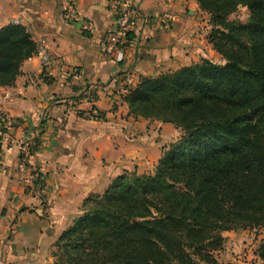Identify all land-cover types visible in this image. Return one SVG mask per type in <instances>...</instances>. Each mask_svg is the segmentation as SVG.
<instances>
[{
    "label": "crops",
    "instance_id": "crops-1",
    "mask_svg": "<svg viewBox=\"0 0 264 264\" xmlns=\"http://www.w3.org/2000/svg\"><path fill=\"white\" fill-rule=\"evenodd\" d=\"M68 1L0 0V28L21 25L37 45L14 85L0 87L7 121L0 131V264H53L52 245L85 198L125 172L153 170L178 129L130 116L129 88L141 77L221 60L208 42L209 16L195 0H127L135 15L122 62L102 50L119 14L111 0H76L75 23L64 18ZM93 109L101 118L89 117ZM35 139L23 157L20 146Z\"/></svg>",
    "mask_w": 264,
    "mask_h": 264
},
{
    "label": "trees",
    "instance_id": "trees-1",
    "mask_svg": "<svg viewBox=\"0 0 264 264\" xmlns=\"http://www.w3.org/2000/svg\"><path fill=\"white\" fill-rule=\"evenodd\" d=\"M195 1L223 63L141 77L127 90L130 116L182 137L153 172H125L86 198L52 245L53 264H218L222 233L264 227V0ZM239 8L244 23L229 19ZM36 52L23 26L0 28V87ZM254 255L264 264V238Z\"/></svg>",
    "mask_w": 264,
    "mask_h": 264
},
{
    "label": "built area",
    "instance_id": "built-area-1",
    "mask_svg": "<svg viewBox=\"0 0 264 264\" xmlns=\"http://www.w3.org/2000/svg\"><path fill=\"white\" fill-rule=\"evenodd\" d=\"M112 5L119 12L117 18L115 19L112 29L102 47V50L105 54L111 55L115 54V60L122 62L124 59L125 49L128 44V33L131 29L133 18L135 15L134 6L127 0H111ZM64 18L70 23H75L79 20L76 0H69L64 9ZM152 18L161 26H168V20L161 15H153ZM17 22V20H14ZM41 63L46 65L49 62L48 55L40 51ZM95 111H92V114H95ZM7 121L0 114V131L5 128ZM32 143L26 142L20 146V153L23 157H30L32 155Z\"/></svg>",
    "mask_w": 264,
    "mask_h": 264
},
{
    "label": "rangeland",
    "instance_id": "rangeland-1",
    "mask_svg": "<svg viewBox=\"0 0 264 264\" xmlns=\"http://www.w3.org/2000/svg\"><path fill=\"white\" fill-rule=\"evenodd\" d=\"M229 19L231 21H240L244 23L248 19V12L244 8H239L236 13L232 14L229 17ZM210 31H211V24H210ZM214 63L222 64L223 61L221 59L219 62L215 61ZM174 134H175V137L173 136L172 138L173 142H170L167 146L163 147L162 149L168 148L170 144L176 143L182 137V132L180 131V129H178L177 132H175ZM153 170L151 172H153ZM151 172H148V173H151ZM148 173H144V174H148ZM138 175H141V174H138ZM102 193L101 194H91L88 197L99 196V195H102ZM221 236L223 238L222 249L219 252L214 254V258H216V261L218 264H226V263L262 264V262L254 256V251L258 247L260 241L264 238V227L247 229V230L236 229L230 232L222 233Z\"/></svg>",
    "mask_w": 264,
    "mask_h": 264
}]
</instances>
